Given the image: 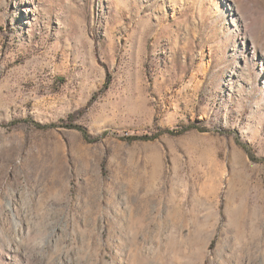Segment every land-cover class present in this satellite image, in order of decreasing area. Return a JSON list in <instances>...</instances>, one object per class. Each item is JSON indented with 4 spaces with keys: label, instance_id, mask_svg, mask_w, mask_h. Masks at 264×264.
Here are the masks:
<instances>
[{
    "label": "rangeland",
    "instance_id": "rangeland-1",
    "mask_svg": "<svg viewBox=\"0 0 264 264\" xmlns=\"http://www.w3.org/2000/svg\"><path fill=\"white\" fill-rule=\"evenodd\" d=\"M0 264H264V0H0Z\"/></svg>",
    "mask_w": 264,
    "mask_h": 264
},
{
    "label": "trees",
    "instance_id": "trees-1",
    "mask_svg": "<svg viewBox=\"0 0 264 264\" xmlns=\"http://www.w3.org/2000/svg\"><path fill=\"white\" fill-rule=\"evenodd\" d=\"M71 127L74 128V129H77L78 131H80L83 134L84 138L86 140H89L90 135L88 134V132L86 131V129H84L81 126H77V125H72ZM165 133L173 134L174 131L166 130ZM145 138H147V136H145L143 139H145Z\"/></svg>",
    "mask_w": 264,
    "mask_h": 264
}]
</instances>
